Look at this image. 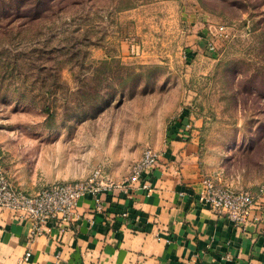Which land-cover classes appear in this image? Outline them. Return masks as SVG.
I'll return each instance as SVG.
<instances>
[{
  "label": "rangeland",
  "instance_id": "obj_1",
  "mask_svg": "<svg viewBox=\"0 0 264 264\" xmlns=\"http://www.w3.org/2000/svg\"><path fill=\"white\" fill-rule=\"evenodd\" d=\"M183 110L205 176L264 186V0H0V165L16 188L129 177Z\"/></svg>",
  "mask_w": 264,
  "mask_h": 264
},
{
  "label": "crops",
  "instance_id": "obj_2",
  "mask_svg": "<svg viewBox=\"0 0 264 264\" xmlns=\"http://www.w3.org/2000/svg\"><path fill=\"white\" fill-rule=\"evenodd\" d=\"M179 130L154 148L161 158L147 177L151 191L114 189L102 210L88 195L77 222H51L37 236L31 222L0 210V264H264V216L237 230L200 204V131L184 139Z\"/></svg>",
  "mask_w": 264,
  "mask_h": 264
},
{
  "label": "built area",
  "instance_id": "obj_3",
  "mask_svg": "<svg viewBox=\"0 0 264 264\" xmlns=\"http://www.w3.org/2000/svg\"><path fill=\"white\" fill-rule=\"evenodd\" d=\"M208 49L212 51L215 46L209 43ZM185 114L183 110L176 121L184 119L178 132L181 137L188 139L194 125L189 116L186 119ZM160 158L161 154L157 150L146 148L122 184L97 170L88 180L53 185L36 193H28L13 186L6 170L0 165V210H7L15 217L31 222L32 234L37 236L51 222L58 226L77 222L80 218L78 203L88 195L95 199L97 209L102 210L103 196L114 189L126 187L128 190L137 186L151 191L147 177L158 167ZM201 183L200 204L226 218L237 230L261 222L264 216V186L253 192L235 191L217 184L207 176L202 177ZM29 256L28 253L26 259Z\"/></svg>",
  "mask_w": 264,
  "mask_h": 264
},
{
  "label": "trees",
  "instance_id": "obj_4",
  "mask_svg": "<svg viewBox=\"0 0 264 264\" xmlns=\"http://www.w3.org/2000/svg\"><path fill=\"white\" fill-rule=\"evenodd\" d=\"M185 117H188L187 112H186V114H185ZM185 117H184V118H185ZM183 120H184V119H182L181 121H176V122H174L173 125H172V127H171V129H172L173 127H175V130H177L178 128H180V127L182 126V122H183Z\"/></svg>",
  "mask_w": 264,
  "mask_h": 264
}]
</instances>
